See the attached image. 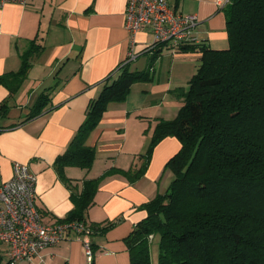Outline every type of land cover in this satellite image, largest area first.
<instances>
[{
  "label": "crops",
  "instance_id": "obj_1",
  "mask_svg": "<svg viewBox=\"0 0 264 264\" xmlns=\"http://www.w3.org/2000/svg\"><path fill=\"white\" fill-rule=\"evenodd\" d=\"M127 0H28L26 5L8 3L0 8V75L20 70L21 54L31 41L43 48L33 57L31 69L19 90L11 94L0 86V104L7 101V115L0 117V186L13 177L20 163L36 174L37 208L43 222L64 219L73 210L72 190L111 169L137 170L144 160L159 120H173L184 105L174 90L187 88L200 66L201 53L180 52L165 46L156 57L146 50L154 37L150 30L136 38L137 58L132 71L150 70L152 80L137 82L127 100L111 103L87 144L96 149L90 170L67 167L72 190L55 168L86 118L90 102L102 90V81L131 50L125 27ZM229 0H177L176 8L196 15L195 36L213 49L229 46L224 7ZM173 49V50H172ZM42 95L48 96L41 114L29 119ZM181 149L175 137L163 139L154 149L144 176L132 183L121 174L101 182L86 223L117 224L91 236L93 264H131L126 238L147 217L142 206L167 190L173 179L168 161ZM6 253L8 247L1 246ZM20 264H92L84 245L70 239L44 250L31 262Z\"/></svg>",
  "mask_w": 264,
  "mask_h": 264
},
{
  "label": "trees",
  "instance_id": "obj_2",
  "mask_svg": "<svg viewBox=\"0 0 264 264\" xmlns=\"http://www.w3.org/2000/svg\"><path fill=\"white\" fill-rule=\"evenodd\" d=\"M224 13L226 49L201 42L177 47L180 52L201 53L200 66L187 88L174 90L184 105L175 119L159 120L139 169H111L85 180L80 193L72 190V180L65 175L67 167L92 168L96 149L87 141L109 105L125 102L133 84L152 80L150 70L132 71L134 60L128 59L102 81L85 121L55 161L59 177L72 190L74 204L60 221L86 224L105 177L121 174L134 183L144 176L163 139L179 140L180 151L166 164L173 174L171 183L142 206L147 217L126 238L131 264H152L153 243L158 244V264H264V0H229ZM165 46L152 49L156 57ZM42 52L31 41L21 54L20 70L0 75V86L16 93L32 58ZM47 100L48 96H41L29 119L41 114ZM7 109V101L0 104V117L7 115ZM117 222L103 227L92 224V236ZM5 256L0 245V264H10Z\"/></svg>",
  "mask_w": 264,
  "mask_h": 264
},
{
  "label": "built area",
  "instance_id": "obj_3",
  "mask_svg": "<svg viewBox=\"0 0 264 264\" xmlns=\"http://www.w3.org/2000/svg\"><path fill=\"white\" fill-rule=\"evenodd\" d=\"M27 1L0 0V8L8 3L26 5ZM175 1L127 0L125 27L131 39L129 61L137 58L136 38L144 30H150L154 37L147 50L154 49L158 44L170 45L173 49L181 44H200L195 36L198 17L179 11L173 4ZM36 184V174L28 166L15 163L12 179L0 186V245L8 247L6 256L9 263L31 262L44 250L70 239L71 234L82 241L85 254L92 261L94 252L90 226L66 221L43 222L36 204Z\"/></svg>",
  "mask_w": 264,
  "mask_h": 264
},
{
  "label": "rangeland",
  "instance_id": "obj_4",
  "mask_svg": "<svg viewBox=\"0 0 264 264\" xmlns=\"http://www.w3.org/2000/svg\"><path fill=\"white\" fill-rule=\"evenodd\" d=\"M154 40L151 42L153 43ZM158 256H159V249H158V244L157 243H153L151 245V261H152V264H158ZM6 257V261H8V257Z\"/></svg>",
  "mask_w": 264,
  "mask_h": 264
}]
</instances>
